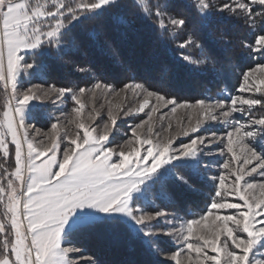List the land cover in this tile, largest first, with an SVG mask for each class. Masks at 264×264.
I'll use <instances>...</instances> for the list:
<instances>
[{"label": "snow or ice", "instance_id": "snow-or-ice-1", "mask_svg": "<svg viewBox=\"0 0 264 264\" xmlns=\"http://www.w3.org/2000/svg\"><path fill=\"white\" fill-rule=\"evenodd\" d=\"M123 7L133 6L121 0H0V87L7 95L0 117V158L14 161L11 171L0 170V264H109L94 257L86 260L78 246L84 240L110 248L140 249L156 257L167 251L173 264H260L257 257L264 252V79L255 73L264 74V63L241 71L237 89L258 93L259 98L220 93L194 103L178 101L165 83L171 70L167 62L159 64L158 82L147 81L146 86L135 82L136 73L122 58L119 45L100 42L103 29L131 26L118 14ZM134 15L153 32L162 28L158 38L164 45L174 42L177 30L184 31L199 18L207 31L194 27L176 45L199 47L201 59L179 57L197 71L219 78L234 71L236 65L228 53L236 43L250 57L264 60V0H191L187 5L163 0L155 11ZM106 18H111V25ZM213 21L241 26L250 33L251 42L237 41L228 30L216 35L211 30ZM79 28L91 31L85 36ZM89 37L124 71L133 72L131 82L118 80L123 85L118 90L99 79L90 89L87 85L45 88L30 82L47 79L49 65L44 57L80 73L91 71L66 59L80 52ZM101 87L116 96L131 91L134 100L127 108L116 105L118 111L108 112V122L92 126L85 122L81 99L89 91L94 96ZM66 100L76 105L74 119L68 120L77 128L75 135L67 129L60 134ZM49 104L61 111L60 117L47 111ZM169 105L173 113L177 108L191 110L229 130L221 136L205 128L202 135L197 119L195 127L178 126L176 143L172 137L154 142L150 126L140 139L137 129L149 125L152 113ZM257 106L262 110L259 115L254 111ZM140 113L147 119L130 125L126 135L131 138L116 146L118 121ZM89 118L95 119L91 113ZM43 120L57 133L54 137L36 126ZM188 120L191 125L192 116ZM234 134L244 145L242 161L233 149ZM225 140L232 159L218 164L221 174L211 175L209 150L215 145L223 154L220 144ZM252 173L261 182L245 181ZM205 181L214 185L206 207L199 215L189 213L190 219L179 216L180 196L174 185L195 193ZM157 200L165 202L164 208ZM227 210L235 214H222ZM165 237L175 250L161 247ZM182 254L185 260L180 259ZM158 261L166 264L168 258Z\"/></svg>", "mask_w": 264, "mask_h": 264}, {"label": "trees", "instance_id": "trees-1", "mask_svg": "<svg viewBox=\"0 0 264 264\" xmlns=\"http://www.w3.org/2000/svg\"><path fill=\"white\" fill-rule=\"evenodd\" d=\"M121 2L125 5L133 6L123 7L118 10L121 19L124 21L130 20L131 26L125 23L119 27L110 26L103 29L100 42L112 44L113 46L119 45L122 58L132 66L133 72L136 73L135 82L138 83H146L147 81L158 82L159 64L162 61L167 62L171 69L165 81L167 90L171 96H174L179 101H195L204 98L208 94L216 96L220 93L233 94L241 82V71L255 66L257 63H264L262 59L250 57L247 50L236 43L230 46L228 53L231 63L236 65L234 71L227 72L223 78L217 77L212 72L197 71L195 65H192L188 61H181L179 57L183 55L188 56L190 61L199 60L201 59L199 47H192L190 45L185 49H180L176 45L186 39L184 32H191L194 27L201 33L207 31V29L201 28L199 18H196L193 24L189 25L184 31L177 30L174 42L164 45L158 38L159 31L163 29L160 28L159 31L153 32L142 26L134 15L137 11L141 14L155 11L156 5L163 3V0H121ZM175 2L187 5L191 3V0H175ZM182 11L191 14L187 8H183ZM105 22L108 25L112 24L111 18H106ZM164 24L167 25L168 21L165 20ZM211 30L216 35H219L222 30H228L235 34L237 41L243 39L245 42H251L250 33L239 25L218 24L213 21ZM78 31L81 35L86 36L91 29L79 28ZM199 43L203 44L204 41L200 40ZM42 59L44 63L49 65V71L46 80L38 81L57 87L90 86L97 79L101 80L102 83L120 86L122 84H117L118 80H123L127 83L131 82L133 78V72H126L114 63L110 57L101 51L96 39L91 37L87 39L85 47L80 52L66 57L70 62H75L78 66L91 69V71L80 73L74 71L70 65L64 66L60 62L48 57ZM68 77L69 79H67ZM6 102L7 95L2 90V87H0V117H2V106ZM254 111L259 115L262 110L257 106ZM11 163L13 164L12 159ZM203 185L206 188V193L200 195H197V193H185V191L179 190L177 185H174L177 194L180 196L178 202L188 216H190L189 213H193V210L195 211L198 207L206 206L208 203L207 199L210 197V189L205 183ZM207 193H209V196ZM2 211L3 209L0 207V212ZM93 242L94 240H88L89 244ZM108 248L112 253L110 255L111 258L115 259L116 256L113 255H115V249L117 248ZM122 250L119 259L124 255L125 261H133L135 259L140 264H159L156 261L154 262L153 257L143 250L127 248H122Z\"/></svg>", "mask_w": 264, "mask_h": 264}, {"label": "rangeland", "instance_id": "rangeland-1", "mask_svg": "<svg viewBox=\"0 0 264 264\" xmlns=\"http://www.w3.org/2000/svg\"><path fill=\"white\" fill-rule=\"evenodd\" d=\"M255 75L257 77H259L260 79H264V74H261L260 72L255 73ZM67 79H69V77ZM38 80H40V79H32L30 82L32 84H35L37 86H43L45 88L50 86V84H45L43 82H39ZM28 82L29 81L26 79L25 83L27 84ZM122 86L123 85L116 86L117 90L119 89V87H122ZM88 87L90 89L91 85ZM149 90H152V89H149ZM225 95H244L246 97L252 96L254 98L259 97L258 93H253V94L240 93V92H237V90L233 94H225ZM207 96L216 97V95H209V94ZM207 96H205L202 99H205ZM133 100H134V96H133V93L131 91H129L127 93V95H125L124 93H121L119 96L108 93L105 89H103V87H101V89H99V90H96L94 96L91 94V91L86 92L84 97H82V99H81V102L85 105V107L83 109V117L85 119V122L88 124H91L92 126H95L96 124H103L105 122H108V112L110 110L113 113L118 111L116 108V105L119 104L122 107L127 108L128 106L131 105V102ZM188 102L194 103L195 101H188ZM45 103H47V101ZM75 107H76V105L71 100H66L65 106H62V111H63L64 116L61 118V121H60V134L61 135L63 134V131L65 129H67L71 134L75 135L77 128L73 124L68 123V120H72L75 117V114L72 111ZM171 107H172L171 105H169L166 108L160 107L159 111H157L156 113H152V121L150 122V124L145 125L143 129H137V131L139 133H141L139 138L140 139L144 138V135L147 133V129L150 126L152 128L151 135L154 139V142L157 139L158 140H166L167 138L172 137V138H174V143H176L177 140L175 139V133L178 130V126L181 129L184 127H189V126L195 127L197 119L200 120V128L202 130L201 131L202 135L206 134L203 131L205 128H207L211 132H216L218 135H221V136L225 133V131L229 130L225 126H223L221 123L212 122L210 120L205 119L203 116L197 117V116L193 115V112L191 110H187L184 108H177L176 112L173 113L171 111ZM47 111L54 113L55 116H58V117L61 116V111H57V108L55 106L50 105V104L47 108ZM145 112H148V109H145ZM89 113H91L95 119H90ZM97 113H98V115H97ZM189 116H192L191 125H189V120H188ZM65 117H66V119H65ZM146 119H147V117L144 115V113H140L139 116H136V117H128V118L121 117V120H119L117 123L118 131L120 134L115 136V141H114L115 145L116 146L124 145L125 141L127 139L131 138L130 135H126L129 131V126L140 123L141 120H146ZM236 119L240 120L241 122H244V118H242L240 116H237ZM33 123H35V122H33ZM169 124L172 125L171 129H169V127H168ZM36 126L38 128H40L42 130V132L47 133L50 136L54 137L57 134L51 130L50 123L47 120H43L39 123H36ZM181 139H184L185 142H187L186 137H181ZM217 143H219V142H217ZM226 143H227V141L225 140L223 144H220V147L225 148V151L223 154L219 153V151L215 145L209 150V160H210L211 164L213 165V171L210 173L211 175L221 174V170L219 169L218 164L222 163L225 160H231L232 159L231 153H228L226 150ZM233 149L236 152L237 157H240V159L242 161L244 156H245L244 145L241 142V137L237 136L235 134L233 136ZM12 161H13V159H12ZM10 163H11V158H9L7 160L0 158V170L8 169L9 171H11L14 167V161H13V164L12 163L10 164ZM236 166L237 165H236L235 161H233V168H235ZM248 167H250V166H248ZM252 177H255V179L253 180ZM230 179H229V181H226V182H230ZM261 179L262 178L259 177L256 173H252L250 175L245 176V181H249V182H253V183H259V182H261ZM204 183L210 189V196H211V194H212L211 190H213L214 185L211 184L210 182H207V181H205ZM241 183H243V181ZM177 186H178L179 190L184 191L182 186H179V185H177ZM205 189L206 188L204 187V185H202L199 188V190L195 193H197V195L205 194L206 193ZM207 194L209 196V193H207ZM207 201H209V199H207ZM232 202H239L238 198H232ZM156 204L159 205L161 208H164V206H165V202L160 201V200H157ZM178 207H179L178 215L181 217H184L186 219H190V218H192V216L199 215L206 206L198 207L197 209H195V211L193 210L192 211L193 213H191L192 216H188L186 214V212L183 211L179 202H178ZM172 211H177V209H172ZM222 214H235V213H234V210H227L226 212H224ZM164 240H165V244L161 245L162 248H167V247L171 246V249L175 250V245H173L171 243L170 239L165 237ZM222 240H223V237H222ZM89 243H88V240H84L83 245H78V246L83 248V255H84L86 260L90 257H94V258L102 260V261H107V262H109V264H120L121 261H125L124 255H122L121 259H119L121 252L123 251L122 248L115 249V255H113V256H116V258L113 259L110 256L112 253H111V251H109L108 247L101 246L98 242H95V241L91 244H89ZM210 254H212V253H210ZM152 257H153L152 259L154 260V262L156 261L159 264H164V262H160V261H158V259L163 258V257H167L168 262H166V264H173V262L170 259V253H168L167 251L163 253V257H156V256H152ZM180 259L185 260V256L182 254ZM257 259L260 261V264H264V252H261L258 255ZM133 262H135V264H140L135 259H133Z\"/></svg>", "mask_w": 264, "mask_h": 264}]
</instances>
